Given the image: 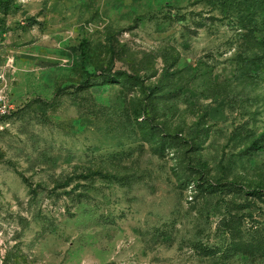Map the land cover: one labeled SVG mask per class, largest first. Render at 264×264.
<instances>
[{
	"label": "rangeland",
	"instance_id": "374dc122",
	"mask_svg": "<svg viewBox=\"0 0 264 264\" xmlns=\"http://www.w3.org/2000/svg\"><path fill=\"white\" fill-rule=\"evenodd\" d=\"M240 45L211 0H0V264H264L218 232L264 222Z\"/></svg>",
	"mask_w": 264,
	"mask_h": 264
},
{
	"label": "trees",
	"instance_id": "16d2710c",
	"mask_svg": "<svg viewBox=\"0 0 264 264\" xmlns=\"http://www.w3.org/2000/svg\"><path fill=\"white\" fill-rule=\"evenodd\" d=\"M221 15L230 21L235 31L240 53L235 55L237 67L242 66L253 79H258L261 64L264 61V0H211ZM242 54V55H241ZM89 55V45H81V58L85 63ZM243 64V65H242ZM257 148L260 147L258 144ZM251 196V194H249ZM243 221V228L241 225ZM218 232L224 238V254L226 256L243 257L264 261V222L254 219L251 215H226L218 224ZM220 246L203 249V255L213 256L219 253Z\"/></svg>",
	"mask_w": 264,
	"mask_h": 264
},
{
	"label": "built area",
	"instance_id": "2783aa9c",
	"mask_svg": "<svg viewBox=\"0 0 264 264\" xmlns=\"http://www.w3.org/2000/svg\"><path fill=\"white\" fill-rule=\"evenodd\" d=\"M6 90V77L4 72H0V123L13 111V107L7 100Z\"/></svg>",
	"mask_w": 264,
	"mask_h": 264
}]
</instances>
